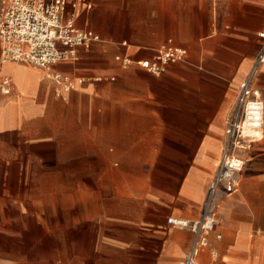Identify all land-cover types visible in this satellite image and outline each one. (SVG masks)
<instances>
[{
    "label": "crops",
    "instance_id": "1",
    "mask_svg": "<svg viewBox=\"0 0 264 264\" xmlns=\"http://www.w3.org/2000/svg\"><path fill=\"white\" fill-rule=\"evenodd\" d=\"M66 1L99 36L53 67L71 89L0 57V264H181L194 235L167 219L198 218L253 69L264 106V0ZM167 39L187 55L154 76ZM243 156L197 264H264V112Z\"/></svg>",
    "mask_w": 264,
    "mask_h": 264
},
{
    "label": "built area",
    "instance_id": "2",
    "mask_svg": "<svg viewBox=\"0 0 264 264\" xmlns=\"http://www.w3.org/2000/svg\"><path fill=\"white\" fill-rule=\"evenodd\" d=\"M82 3L83 0H72L71 6L78 8ZM66 5V0H0V57L3 61L44 69L49 79L64 90H69L73 87L72 79L53 67L60 62L77 60L79 49H89L93 42L99 40V36L89 29L77 28L74 15L66 14ZM259 37L263 42L255 65L264 63V32L259 33ZM186 55L184 48L167 39L155 50L151 59L141 60L138 65L159 76L169 64L183 61ZM122 62L128 65L130 60L124 58ZM254 71L238 86L234 107L226 120V140L219 165L206 188L198 218L167 219V223L186 228L194 235L181 264H197V256L217 224L219 196L227 197L235 192L236 176L242 172L245 164L243 153L262 138L264 106L251 82ZM0 91L9 93L10 79L7 77L2 79ZM216 237L220 238V235Z\"/></svg>",
    "mask_w": 264,
    "mask_h": 264
},
{
    "label": "rangeland",
    "instance_id": "3",
    "mask_svg": "<svg viewBox=\"0 0 264 264\" xmlns=\"http://www.w3.org/2000/svg\"><path fill=\"white\" fill-rule=\"evenodd\" d=\"M46 75H47V71H46Z\"/></svg>",
    "mask_w": 264,
    "mask_h": 264
}]
</instances>
